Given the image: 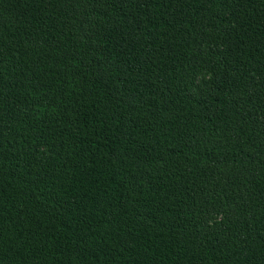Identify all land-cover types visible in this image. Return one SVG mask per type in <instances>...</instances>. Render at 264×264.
<instances>
[{"label": "trees", "instance_id": "obj_1", "mask_svg": "<svg viewBox=\"0 0 264 264\" xmlns=\"http://www.w3.org/2000/svg\"><path fill=\"white\" fill-rule=\"evenodd\" d=\"M0 264H264V0H0Z\"/></svg>", "mask_w": 264, "mask_h": 264}]
</instances>
